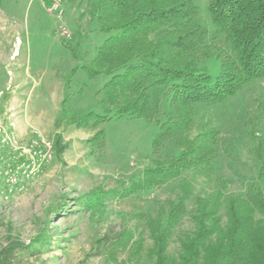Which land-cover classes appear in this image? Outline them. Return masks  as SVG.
<instances>
[{
	"label": "rangeland",
	"instance_id": "374dc122",
	"mask_svg": "<svg viewBox=\"0 0 264 264\" xmlns=\"http://www.w3.org/2000/svg\"><path fill=\"white\" fill-rule=\"evenodd\" d=\"M96 1L0 0V264H152L143 219L178 192L176 182L148 190L136 185L158 158L157 122L78 124L86 113L100 112L97 92L107 80L76 70L108 36L88 23L85 11ZM194 1L198 24L213 33L210 0ZM204 63L216 77L219 63ZM257 104H264V79L225 104L197 110V118L211 115L220 129L217 175L240 196L258 175L243 132L246 112ZM179 152L170 141L161 157ZM207 185L200 182L196 194ZM188 210L171 240L173 256L179 237L193 228L194 199Z\"/></svg>",
	"mask_w": 264,
	"mask_h": 264
},
{
	"label": "trees",
	"instance_id": "16d2710c",
	"mask_svg": "<svg viewBox=\"0 0 264 264\" xmlns=\"http://www.w3.org/2000/svg\"><path fill=\"white\" fill-rule=\"evenodd\" d=\"M209 12L213 33L198 24L194 0H97L85 11L89 25L108 36L76 70L107 80L97 92L100 112L86 113L78 124L156 121L153 154L158 158L143 170L137 188L178 183L175 199L143 219L153 242L152 264H264V104L249 109L243 124L258 175L242 196L230 193L229 182L217 175L220 129L211 115L197 118L199 107L225 104L264 79V0H210ZM212 58L219 63L216 77L204 63ZM99 135L103 147L105 130ZM170 141L180 152L162 158ZM200 182L208 187L196 194ZM193 199V228L179 237L173 256L174 231Z\"/></svg>",
	"mask_w": 264,
	"mask_h": 264
},
{
	"label": "built area",
	"instance_id": "2783aa9c",
	"mask_svg": "<svg viewBox=\"0 0 264 264\" xmlns=\"http://www.w3.org/2000/svg\"><path fill=\"white\" fill-rule=\"evenodd\" d=\"M54 1V0H53ZM60 16H62V13L60 14Z\"/></svg>",
	"mask_w": 264,
	"mask_h": 264
}]
</instances>
